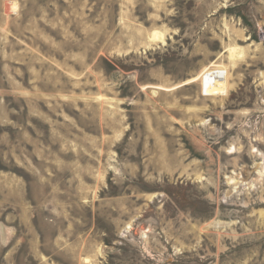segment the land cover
<instances>
[{
    "label": "rangeland",
    "instance_id": "374dc122",
    "mask_svg": "<svg viewBox=\"0 0 264 264\" xmlns=\"http://www.w3.org/2000/svg\"><path fill=\"white\" fill-rule=\"evenodd\" d=\"M0 264H264V0H0Z\"/></svg>",
    "mask_w": 264,
    "mask_h": 264
}]
</instances>
